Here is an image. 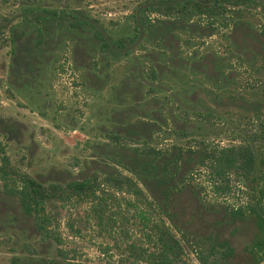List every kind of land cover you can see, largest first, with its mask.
Returning a JSON list of instances; mask_svg holds the SVG:
<instances>
[{"label": "rangeland", "instance_id": "obj_1", "mask_svg": "<svg viewBox=\"0 0 264 264\" xmlns=\"http://www.w3.org/2000/svg\"><path fill=\"white\" fill-rule=\"evenodd\" d=\"M140 1L8 0L0 2V16L19 14L20 8L33 4V7L46 6L63 12L67 7H78L115 39L132 33V16ZM240 19L255 29L264 28V13L245 11ZM13 23L18 31L26 27L19 19ZM27 28L26 34L32 30ZM225 31L217 26L215 33L205 38L176 31L181 57L193 61L211 54L222 59L217 70L224 77L223 89L220 81L213 83L198 72H190L189 66L182 69L168 64L157 82L151 83L144 70L149 66L145 59L155 49L153 44L143 42L135 46L131 56L109 55L106 61L90 65V70L102 81L100 88L95 89L87 82L88 69L81 66L79 54L74 55L75 42L68 33L59 32L54 34L56 42L47 52V62L37 63L39 66L30 82L20 84L19 76L14 82L8 76L12 47L7 42L0 48V62L5 64L4 73L0 74V119L25 125L18 142H5L2 138L11 163L35 177L45 178L53 169L58 170L61 177L66 173L81 176L94 167L91 160L107 161L106 154L119 151L120 146L113 145L106 137L108 134L125 133V126H133L143 114H146L144 120L149 121L151 111L156 113V131L137 146L158 150L156 160L170 157L173 146L197 150L198 143L209 148L248 144L257 169L251 176L253 179L249 176L244 184L239 181V173L220 178L209 168L192 166L194 157L181 164V171L189 166L193 169L183 177L182 198L174 205L176 215L171 220L179 229L176 236L190 264H199L198 250L211 245L209 238L225 241L232 248L218 264H264V255L250 249L257 236L252 215L245 212L242 217H233L230 214L239 206L253 204L257 188L262 185L257 175L264 172V46L259 48V56H255L250 47L244 49V53H235L224 36ZM0 36L8 38L6 32ZM130 78V83L141 79L142 90H145L137 104L130 95L118 94L122 82ZM149 83L155 88L150 93L147 91ZM204 106L209 113L197 116L193 110H202ZM118 112L122 113L117 115ZM119 120L122 123L119 124ZM17 129L14 134L19 137ZM180 130L188 135L179 136ZM29 138L36 147L35 152L25 148ZM126 145L127 148L134 146ZM56 212L61 243L41 246L30 221L20 216L15 199L0 195V264H9L12 256L18 260L20 257L22 264H111L115 261L113 249L106 253L100 250L111 245L106 235L85 224L77 235L68 229L66 220L74 218L73 225H78L82 207Z\"/></svg>", "mask_w": 264, "mask_h": 264}, {"label": "trees", "instance_id": "obj_2", "mask_svg": "<svg viewBox=\"0 0 264 264\" xmlns=\"http://www.w3.org/2000/svg\"><path fill=\"white\" fill-rule=\"evenodd\" d=\"M7 1L0 0L3 3ZM33 6L20 8L16 15L0 16V35L3 32L8 34V38L0 36V48L5 47L7 42L12 47L8 76L13 82L19 76L20 84L30 82L31 75L35 74L39 66H36L37 63L47 62V52L51 44L56 42L54 34L58 32L68 33L75 42L74 55L75 52L79 54L81 66L88 69L87 82L95 89L100 88L102 81L96 72L90 70V65L106 61L109 55L114 58L131 56L132 50L141 42L153 44L155 49L145 59L149 66L144 70L151 83L157 82L168 64L172 68L182 69L189 66L190 72H198L213 83L220 81L223 89L224 77L217 70L222 59L211 54H204L193 61L181 57L176 31H187L194 37L205 38L213 35L217 26H221L226 29L224 36L229 39V45L233 47V52L235 49V53H244V49L250 47L255 56H259L264 46V28L255 29L240 19L241 13L245 11L264 13V0H141L132 16V33L115 39L105 34L97 22L78 7H67L63 12L56 8ZM16 19L26 26L23 28L30 27L32 30L28 34L25 29L16 30L13 23ZM30 34L32 37H27ZM4 69L2 61L1 75ZM130 81L131 78L122 82L118 94L130 95L137 104L142 100L145 90H142L141 79ZM154 89L149 83L147 91L150 93ZM229 97L233 98L231 94ZM234 101L236 99L232 103ZM193 111L196 115L209 113L205 106L202 110ZM155 115V111H151L149 121L144 120L146 114L141 115L142 118L133 126H125L123 134H108V140L120 146L119 151L106 154L104 159L107 161L103 158L91 160L94 167L88 172L77 177L66 173L65 177H61L62 174L53 169L45 178L30 175L11 163L5 142H18L23 137L25 125L0 119V195L15 199L20 216L30 221L41 246L61 243L57 231V209L72 211L82 207V218L78 220V225H73L76 222L74 218L68 217L66 220L68 229L77 235L85 224L106 235L111 245L109 248L99 247L105 253L113 249L116 258L111 264H190L176 236L179 229L171 220L176 215L173 207L182 198L183 177L193 169L192 166H203L220 178L226 174L239 173V181L244 184V180L256 173L255 157L248 144L209 148L198 143L197 150H181L173 146L170 157L156 160L159 158L158 150L137 146L156 131ZM117 122L120 124L122 120ZM16 128H19V137L14 134ZM178 135L187 136L188 132L180 130ZM2 138L5 142H2ZM126 143L134 146L127 148ZM25 148L30 152L36 150L30 138ZM193 157L192 166L185 167L182 173L180 165ZM257 177L262 180V185L257 188L253 204L239 206L231 210L230 214L233 217H242L245 212L252 215L257 236L250 249L264 255V172ZM209 240V247L198 250L199 264H218V260L232 251L225 241ZM9 264H22L21 258L18 260L12 256Z\"/></svg>", "mask_w": 264, "mask_h": 264}]
</instances>
